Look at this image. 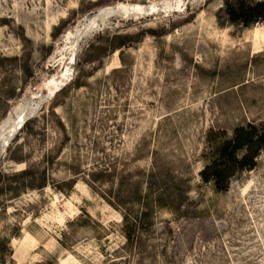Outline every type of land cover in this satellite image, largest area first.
Listing matches in <instances>:
<instances>
[{"label":"rangeland","instance_id":"1","mask_svg":"<svg viewBox=\"0 0 264 264\" xmlns=\"http://www.w3.org/2000/svg\"><path fill=\"white\" fill-rule=\"evenodd\" d=\"M227 1L0 0V264H264V149L200 175L264 124V20Z\"/></svg>","mask_w":264,"mask_h":264},{"label":"trees","instance_id":"2","mask_svg":"<svg viewBox=\"0 0 264 264\" xmlns=\"http://www.w3.org/2000/svg\"><path fill=\"white\" fill-rule=\"evenodd\" d=\"M226 12L232 22L249 26L264 20V0L227 1ZM208 142L209 157L200 170V175L205 182H213L218 191H224L237 173L252 169L258 164V158L264 149V124H240L234 128L231 136H227L225 130L212 128L208 134ZM134 231V227L127 222V237L131 238ZM11 256L15 264L13 253Z\"/></svg>","mask_w":264,"mask_h":264},{"label":"bare ground","instance_id":"3","mask_svg":"<svg viewBox=\"0 0 264 264\" xmlns=\"http://www.w3.org/2000/svg\"><path fill=\"white\" fill-rule=\"evenodd\" d=\"M140 4L135 7L134 10L136 12H144L146 10V6L145 5H140ZM122 6H124V5H122ZM123 9H125V8H123ZM120 10H122V8ZM120 10L117 9V8H106V9L99 10V12L97 14H95L92 17H90V19L88 20L89 21L88 25H91L92 29L93 28H97L98 26L102 25V23L107 19V17H109V16H111L113 14H117L118 12H120ZM22 108H23V106H22ZM12 114L13 113L9 114L8 118L4 121V123H3L2 127H1V131H2V133H4V137L3 138L0 137V146H1L2 151H3L4 146L9 142V140L11 138V137L7 136V134H5V133H7V131H9V128L12 126L13 123H15L14 121H16L14 119L13 120L11 119L12 118ZM14 114H15V112H14ZM21 116L24 119L26 118V114L21 113L18 117H21Z\"/></svg>","mask_w":264,"mask_h":264},{"label":"crops","instance_id":"4","mask_svg":"<svg viewBox=\"0 0 264 264\" xmlns=\"http://www.w3.org/2000/svg\"><path fill=\"white\" fill-rule=\"evenodd\" d=\"M16 260H18V258L15 257ZM18 264H19V260H18Z\"/></svg>","mask_w":264,"mask_h":264}]
</instances>
